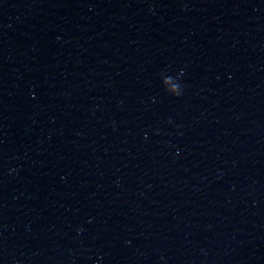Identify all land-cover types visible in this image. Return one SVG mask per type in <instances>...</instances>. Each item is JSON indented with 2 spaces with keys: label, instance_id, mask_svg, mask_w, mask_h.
Returning a JSON list of instances; mask_svg holds the SVG:
<instances>
[{
  "label": "water",
  "instance_id": "water-1",
  "mask_svg": "<svg viewBox=\"0 0 264 264\" xmlns=\"http://www.w3.org/2000/svg\"><path fill=\"white\" fill-rule=\"evenodd\" d=\"M0 264H264V0H0Z\"/></svg>",
  "mask_w": 264,
  "mask_h": 264
},
{
  "label": "clouds",
  "instance_id": "clouds-1",
  "mask_svg": "<svg viewBox=\"0 0 264 264\" xmlns=\"http://www.w3.org/2000/svg\"><path fill=\"white\" fill-rule=\"evenodd\" d=\"M180 76H183V71H181L180 75L175 79L176 80L175 83H173V78L170 76L166 77L164 80L165 85L171 84V87L165 88L166 92L174 97H180L183 94L182 85L178 82L180 79Z\"/></svg>",
  "mask_w": 264,
  "mask_h": 264
}]
</instances>
